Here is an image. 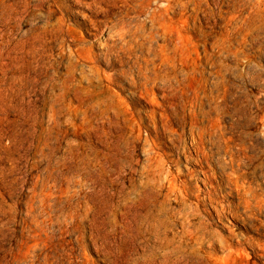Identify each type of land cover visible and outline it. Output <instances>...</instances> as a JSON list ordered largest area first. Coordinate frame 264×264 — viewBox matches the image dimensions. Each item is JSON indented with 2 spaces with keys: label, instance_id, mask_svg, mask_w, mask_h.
<instances>
[{
  "label": "bare ground",
  "instance_id": "6f19581e",
  "mask_svg": "<svg viewBox=\"0 0 264 264\" xmlns=\"http://www.w3.org/2000/svg\"><path fill=\"white\" fill-rule=\"evenodd\" d=\"M34 4L32 16H43V23L24 29V53H35L31 58L44 76L36 100L46 107L39 115L53 123L89 124L87 154L77 153L86 165L53 169L71 174L76 185L110 181L121 215H132L135 245L140 259L146 257L140 264H197L205 248L212 259L218 245L228 259L246 248L264 259V72L255 67L261 53H249L247 46L253 40L262 47L264 15L251 25L249 20L264 10V0L256 1L247 19L217 0ZM74 4L88 9L75 10L83 22L56 17L58 9ZM18 11L17 1L0 0V18L12 20ZM223 12L229 16L222 41L217 26ZM126 91L146 109L123 107ZM75 100L80 106L68 108ZM180 156L199 168L186 173ZM198 184L205 188L197 191ZM71 196L73 215L86 193ZM230 216L263 239L224 234L218 222ZM123 225L113 231L123 233Z\"/></svg>",
  "mask_w": 264,
  "mask_h": 264
},
{
  "label": "rangeland",
  "instance_id": "374dc122",
  "mask_svg": "<svg viewBox=\"0 0 264 264\" xmlns=\"http://www.w3.org/2000/svg\"><path fill=\"white\" fill-rule=\"evenodd\" d=\"M15 1L19 11L13 19L0 18V33L4 35L0 38V264H140L146 257L140 259L137 251L132 215H121L116 189L110 181L99 176L97 181L87 179L83 185H76L71 174L64 177L58 172L61 169L59 165L63 164L75 170L86 165L85 159H77V153L85 150L83 155L87 154L89 124L85 119H63L53 123L46 116L39 115L46 107L42 101L36 100L42 93L44 76L31 58L35 53H24V29L42 24L43 16L37 20L32 16L37 12L35 0H31L32 4L27 7L24 0ZM217 1L223 9L242 13V17L247 19L257 0ZM76 8L88 11L74 4L70 9H58L56 17L83 22ZM222 14L225 17L219 20L217 30L222 33L223 41L229 15ZM263 15L264 10L258 9L249 25L253 24L251 20ZM239 28L240 23L236 30ZM247 46L249 53H261L255 67L264 72V39L261 49L253 40ZM208 50L213 51L212 48ZM199 51L205 53V48L200 47ZM101 66L109 70L105 65ZM260 81L264 88V73ZM129 94V91L123 93L126 100L123 107L130 105L146 109L141 103H133ZM143 102L148 104L147 100ZM77 106L80 102L75 100L68 108ZM140 116L147 118V113L142 112ZM3 130L7 132L6 137ZM187 134L191 135L190 128ZM95 146L98 150L105 148L99 139H96ZM180 158L186 173L191 174L198 167L184 156ZM49 170H54L52 181L49 180ZM199 187L205 188L198 184L197 191ZM76 190L79 194L82 191L86 193V197L83 196L80 210L76 206V211L70 215L71 194ZM218 223L226 235L241 233L263 239L233 216ZM122 225L123 233L113 231L115 226ZM240 250L228 259L225 258L227 251L218 245L210 259L206 255L210 248H205L197 264H264V259L253 254L251 248Z\"/></svg>",
  "mask_w": 264,
  "mask_h": 264
}]
</instances>
